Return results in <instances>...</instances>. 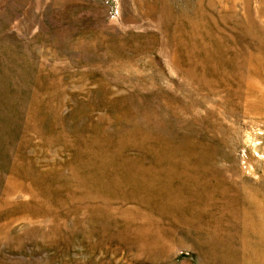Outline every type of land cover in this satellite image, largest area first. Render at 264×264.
Masks as SVG:
<instances>
[{
	"label": "rangeland",
	"instance_id": "obj_1",
	"mask_svg": "<svg viewBox=\"0 0 264 264\" xmlns=\"http://www.w3.org/2000/svg\"><path fill=\"white\" fill-rule=\"evenodd\" d=\"M0 264H264V0H0Z\"/></svg>",
	"mask_w": 264,
	"mask_h": 264
}]
</instances>
